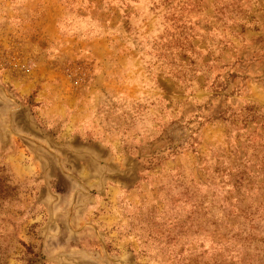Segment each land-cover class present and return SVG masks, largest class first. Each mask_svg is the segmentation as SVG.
Returning <instances> with one entry per match:
<instances>
[{
  "label": "rangeland",
  "instance_id": "1",
  "mask_svg": "<svg viewBox=\"0 0 264 264\" xmlns=\"http://www.w3.org/2000/svg\"><path fill=\"white\" fill-rule=\"evenodd\" d=\"M0 264H264V0H0Z\"/></svg>",
  "mask_w": 264,
  "mask_h": 264
}]
</instances>
